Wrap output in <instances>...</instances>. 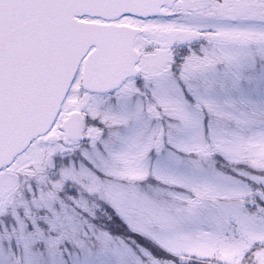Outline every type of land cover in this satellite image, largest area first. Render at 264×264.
Segmentation results:
<instances>
[{"label":"snow or ice","instance_id":"6c2138e0","mask_svg":"<svg viewBox=\"0 0 264 264\" xmlns=\"http://www.w3.org/2000/svg\"><path fill=\"white\" fill-rule=\"evenodd\" d=\"M0 264H264V0H0Z\"/></svg>","mask_w":264,"mask_h":264}]
</instances>
